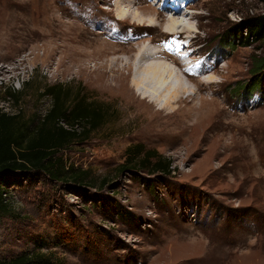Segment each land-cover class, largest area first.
I'll return each mask as SVG.
<instances>
[{
    "label": "rangeland",
    "instance_id": "obj_1",
    "mask_svg": "<svg viewBox=\"0 0 264 264\" xmlns=\"http://www.w3.org/2000/svg\"><path fill=\"white\" fill-rule=\"evenodd\" d=\"M169 1L0 0V108L35 120L50 105L36 89L63 83L115 110L108 128L60 153L90 182L35 174L4 186L0 260L44 252L60 264H264V95L250 85L264 41L248 42L246 31L225 41L228 29L264 14V0H182L183 14ZM178 17L189 30L163 29ZM169 36L191 39L220 62L199 78L171 53L147 57L174 70L168 83L180 73L189 87L167 108L169 97L144 96L149 87L134 84L141 72L126 62L140 45L159 50ZM210 75L197 90L193 80ZM28 80L32 94L10 102L5 90ZM250 91L261 98L251 108L241 105ZM136 145L171 160V173L151 164L121 171Z\"/></svg>",
    "mask_w": 264,
    "mask_h": 264
},
{
    "label": "trees",
    "instance_id": "obj_2",
    "mask_svg": "<svg viewBox=\"0 0 264 264\" xmlns=\"http://www.w3.org/2000/svg\"><path fill=\"white\" fill-rule=\"evenodd\" d=\"M244 31L248 42L250 38L264 41V14L250 16L228 29L225 41H233L235 35H243ZM253 72L250 85L264 95V56L257 60ZM31 83V80L26 81L22 89L8 87L5 91L10 102L19 104L31 95L28 91L32 88ZM36 90L40 100L47 97L50 105L44 112H39L35 120L22 111L10 113L0 108V211L8 208L3 195L6 192L4 186L12 180L20 181V177L26 176L27 179L37 174L57 183L90 182L89 171L77 170L72 165L68 167L60 153L81 138L108 128L114 115L115 110L109 104L98 103L72 85L45 84ZM251 91L247 97L253 94ZM128 150L134 153L120 166L121 171L130 167L149 168L144 165L151 164L152 172L171 173V160L160 159L157 153L142 152L139 145ZM152 157L158 158V161H152ZM0 264L60 263L51 254L33 252L0 260Z\"/></svg>",
    "mask_w": 264,
    "mask_h": 264
},
{
    "label": "bare ground",
    "instance_id": "obj_3",
    "mask_svg": "<svg viewBox=\"0 0 264 264\" xmlns=\"http://www.w3.org/2000/svg\"><path fill=\"white\" fill-rule=\"evenodd\" d=\"M117 5L121 8L120 16L121 17L125 16L126 11L128 10L123 8L124 5L121 4L119 1L117 2ZM131 17L133 20H136L139 22L142 21V23L148 20L153 21V23H156V20L153 18V16L147 20H145L144 18L136 14L132 15ZM164 22L165 24L164 25L162 24L163 29L167 32H173V34L179 33L178 29L180 28L178 27H182L183 31L190 29L189 26H186L184 24L183 20H179V17L178 18H167L164 20ZM158 54H160V49L158 50L156 48L154 49V47L140 45L137 51L135 52V54L133 55V57L128 58L126 62V67H129L131 69L135 67L139 71V73L141 72L138 76V79L134 80L135 85L142 84V86L145 85V87H149V88L151 87L152 91L149 90L148 88L147 91L150 92V94L149 95L144 94L145 97H150L154 99L155 101H157V97L158 98H165L166 96L169 97V98H166V101H165V107L168 108L169 106H171V102L173 100H176V99L178 101L183 100L184 98L183 94L189 90V87H187L184 84V79L182 76L179 75L180 73L177 75L178 82L175 86L168 83V79L176 73L167 63H164L161 61L149 62L147 64L143 63L145 59H148L151 56L156 58L157 56L155 55H158ZM3 73H4V67H0V75H3ZM192 79H195V78H192ZM203 80H197V79L193 80V81H197L196 86H197V90L199 91L202 90L204 86L203 83H206V85L209 86L213 80V77L212 75H210L209 77H206Z\"/></svg>",
    "mask_w": 264,
    "mask_h": 264
},
{
    "label": "built area",
    "instance_id": "obj_4",
    "mask_svg": "<svg viewBox=\"0 0 264 264\" xmlns=\"http://www.w3.org/2000/svg\"><path fill=\"white\" fill-rule=\"evenodd\" d=\"M5 196H7L6 192L4 193ZM6 200H8V198H6Z\"/></svg>",
    "mask_w": 264,
    "mask_h": 264
}]
</instances>
